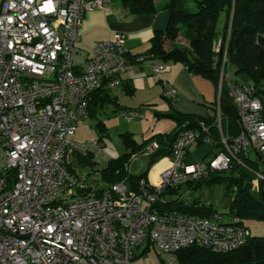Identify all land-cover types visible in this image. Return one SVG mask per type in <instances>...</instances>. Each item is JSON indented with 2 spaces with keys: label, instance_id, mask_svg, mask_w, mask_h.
<instances>
[{
  "label": "built area",
  "instance_id": "built-area-1",
  "mask_svg": "<svg viewBox=\"0 0 264 264\" xmlns=\"http://www.w3.org/2000/svg\"><path fill=\"white\" fill-rule=\"evenodd\" d=\"M112 1L0 0V264H133L143 243L155 248L162 264H179L181 248L229 252L252 236L236 215L200 216L155 206L165 203L169 188L235 168L252 172V189L264 193V96L254 84L232 78L233 13L215 44L213 64L220 95L226 85L235 102L238 135L224 129L219 100V137L203 124L204 142L215 147L206 159L187 160L200 134L182 129L169 165L156 182L142 178L138 189L126 181L93 185L74 168L76 153L93 149L99 157L103 151L99 141L81 145L72 139L90 115L93 95L120 85L122 75L147 58L132 59L120 32L82 46L86 13ZM151 67L155 74L169 70L153 57ZM164 97L175 102L178 89L167 87ZM121 114L127 120L142 116L140 109ZM158 148L154 140L143 154Z\"/></svg>",
  "mask_w": 264,
  "mask_h": 264
},
{
  "label": "trees",
  "instance_id": "trees-1",
  "mask_svg": "<svg viewBox=\"0 0 264 264\" xmlns=\"http://www.w3.org/2000/svg\"><path fill=\"white\" fill-rule=\"evenodd\" d=\"M122 1L133 14L156 13L161 8L168 9L170 11L169 24L166 30L159 31L152 37L150 55L164 61H181L192 74L210 78L218 88L219 71L213 64L214 47L225 31L222 33L218 30L217 22L221 13L227 12L228 20L233 13L228 50L230 64L236 65V74L250 75L258 93L264 96V0H163L159 4L156 0ZM180 35L188 39V45L180 43L178 40ZM167 42L170 43L168 47ZM232 78L242 83L235 79L233 74ZM114 99H111L108 93H97L90 101V115L96 114L98 107L110 101H116ZM220 103L224 128L228 129L232 135H238L241 128L237 108L226 85L222 89ZM214 111V114L207 118L176 110L167 113V116H171L176 121L175 130L156 134L141 143H138L134 137H130V141L127 142L131 151L99 167L102 180L107 185L126 181L131 189H138L140 180L148 178L149 168L162 157L171 155L173 143L182 129L197 130L200 134L198 143H203L207 134L203 124L209 127V134L213 138L219 137V131L215 125L216 106ZM154 140L159 143V148L149 155L148 169L140 174L130 172L127 165L132 156L143 153L147 145ZM77 157L81 162L91 161L90 158L80 154ZM236 171L238 173L233 174ZM254 177L252 172L244 168H235L230 171L212 172L209 177L188 185L195 188L203 183L209 185L215 182L224 183L227 192L234 191V196L229 211L220 213L239 216L242 223L247 225V220L251 218L264 221V193H257L252 189L251 182ZM181 187L165 190L164 196L167 200L165 203L158 202L155 206L160 209H175L200 216H210L218 212L200 195H191L189 198L177 196ZM171 195L175 196L171 198ZM176 256L179 264H264V234H252L246 244L233 251L215 252L199 245H190L179 249Z\"/></svg>",
  "mask_w": 264,
  "mask_h": 264
},
{
  "label": "crops",
  "instance_id": "crops-1",
  "mask_svg": "<svg viewBox=\"0 0 264 264\" xmlns=\"http://www.w3.org/2000/svg\"><path fill=\"white\" fill-rule=\"evenodd\" d=\"M162 1L163 0H156L157 4ZM222 14H225L226 16V28L228 13H221L218 18V22ZM169 21L170 11L166 8H161L156 13L133 14L122 0H113L106 9H93L86 13L80 27L81 42L83 47H90L99 40L111 39L115 33L120 32L125 35L126 47L131 57H147L137 69L125 72L122 75V83L120 85L113 87L112 89H104L99 92L108 93L111 99H116V101L110 102L120 105L121 95H135L140 87L147 88L149 91L152 89L155 93L154 96L158 97L161 95L164 96V90L167 87L175 86L178 89V99L175 102H172L165 98L170 105V111L168 112L176 110L182 113L207 118L214 114V107H217L218 101L220 100L219 88L210 78L200 74H192L187 69L186 65L181 61L162 60L164 63L169 65V70L160 74H155L152 70V56L150 55L152 37L157 32L166 30ZM180 38H183L185 41H180ZM178 40L183 45L189 44L188 39L183 35H180ZM166 44L167 47L170 45L169 42ZM249 84H253V82ZM115 89H117L118 92H114ZM97 93H95L93 97ZM104 106L98 107L97 110L102 109ZM121 108H128V106ZM175 128L172 131H174ZM212 151V145L206 142H196L191 146L188 152L187 160L189 162L201 161L208 158ZM137 155L138 154H134L132 159ZM146 156L149 158L148 155ZM102 162H106L104 157L100 164H103ZM167 165H169V155L162 157L160 160L155 162L151 168H149L147 179L149 181L156 182L160 171ZM128 168L130 169V165ZM184 186L185 185L181 188ZM175 195H171L170 197L172 198ZM191 195L192 193L190 196Z\"/></svg>",
  "mask_w": 264,
  "mask_h": 264
},
{
  "label": "rangeland",
  "instance_id": "rangeland-1",
  "mask_svg": "<svg viewBox=\"0 0 264 264\" xmlns=\"http://www.w3.org/2000/svg\"><path fill=\"white\" fill-rule=\"evenodd\" d=\"M225 24L226 16L222 14L217 25L218 30L224 32ZM180 41L185 40L180 38ZM236 69V65L231 64V72L235 79L242 83L253 82L248 74H236ZM114 92H118V90L115 89ZM154 95L155 93L152 89L149 91L143 87H140L135 95H121L120 105L114 102L107 103L102 109L97 110L96 114L82 119L72 138L73 141L81 145L99 141L103 148L100 154L101 161H103L104 157L106 160L104 163L107 165L110 160L118 159L126 152L131 151V147L127 142L130 141V137H134L138 143H141L156 134L172 131L176 126V121L171 116H167L168 111H170L169 102L162 95L158 97ZM125 106H128V108H121ZM135 108L141 110V117L129 121L122 116V110ZM95 152L92 149L85 154L76 153L73 164L78 172L82 176L87 177L93 185H104L105 182L102 180L99 168L103 167L104 163L102 162L103 164H100L97 161L100 156H96L97 153L95 154ZM78 154L90 158L91 161L88 162L85 160L81 162L77 157ZM148 164L149 158L145 154H138L129 162L130 172L134 174L143 173L148 169ZM237 173L236 171L233 174L236 175ZM179 190L177 196L189 198L191 193L192 195H200L214 210L224 213L229 211L234 196V191L227 192L226 185L219 182L212 183L211 185L203 183L201 186L195 188L185 185ZM247 225L250 226L253 235L264 234L263 220L251 218L247 220ZM142 247L133 264L163 263L161 255H159L152 245L147 246V243H143Z\"/></svg>",
  "mask_w": 264,
  "mask_h": 264
},
{
  "label": "water",
  "instance_id": "water-1",
  "mask_svg": "<svg viewBox=\"0 0 264 264\" xmlns=\"http://www.w3.org/2000/svg\"><path fill=\"white\" fill-rule=\"evenodd\" d=\"M91 190V188H89L87 191H90Z\"/></svg>",
  "mask_w": 264,
  "mask_h": 264
},
{
  "label": "bare ground",
  "instance_id": "bare-ground-1",
  "mask_svg": "<svg viewBox=\"0 0 264 264\" xmlns=\"http://www.w3.org/2000/svg\"><path fill=\"white\" fill-rule=\"evenodd\" d=\"M166 163V162H165ZM158 167V166H157Z\"/></svg>",
  "mask_w": 264,
  "mask_h": 264
}]
</instances>
